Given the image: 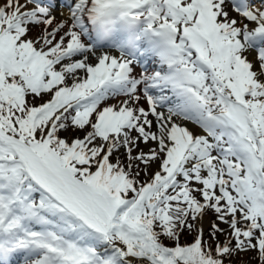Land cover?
Here are the masks:
<instances>
[{"label":"snow or ice","instance_id":"6c2138e0","mask_svg":"<svg viewBox=\"0 0 264 264\" xmlns=\"http://www.w3.org/2000/svg\"><path fill=\"white\" fill-rule=\"evenodd\" d=\"M242 254L264 264V0H0V264Z\"/></svg>","mask_w":264,"mask_h":264},{"label":"trees","instance_id":"16d2710c","mask_svg":"<svg viewBox=\"0 0 264 264\" xmlns=\"http://www.w3.org/2000/svg\"><path fill=\"white\" fill-rule=\"evenodd\" d=\"M246 258V257H245ZM248 260V257L246 258V259H241V257L239 256L238 258H237V264H244V262H246Z\"/></svg>","mask_w":264,"mask_h":264},{"label":"rangeland","instance_id":"374dc122","mask_svg":"<svg viewBox=\"0 0 264 264\" xmlns=\"http://www.w3.org/2000/svg\"><path fill=\"white\" fill-rule=\"evenodd\" d=\"M205 227H207V223H205ZM240 257H241V259H243V260H244V259H246L248 256H247V255H243V254H242ZM245 257H246V258H245Z\"/></svg>","mask_w":264,"mask_h":264},{"label":"bare ground","instance_id":"6f19581e","mask_svg":"<svg viewBox=\"0 0 264 264\" xmlns=\"http://www.w3.org/2000/svg\"><path fill=\"white\" fill-rule=\"evenodd\" d=\"M59 18V17H58Z\"/></svg>","mask_w":264,"mask_h":264}]
</instances>
